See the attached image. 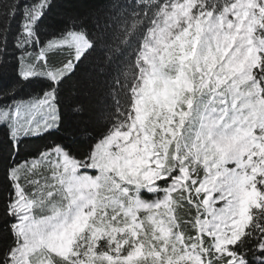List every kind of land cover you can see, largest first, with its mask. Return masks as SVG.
Returning a JSON list of instances; mask_svg holds the SVG:
<instances>
[{
    "label": "snow or ice",
    "instance_id": "snow-or-ice-1",
    "mask_svg": "<svg viewBox=\"0 0 264 264\" xmlns=\"http://www.w3.org/2000/svg\"><path fill=\"white\" fill-rule=\"evenodd\" d=\"M0 264H264V0H0Z\"/></svg>",
    "mask_w": 264,
    "mask_h": 264
}]
</instances>
